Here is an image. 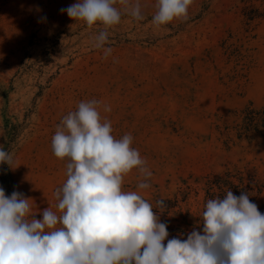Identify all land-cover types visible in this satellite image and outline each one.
Returning <instances> with one entry per match:
<instances>
[{
    "label": "rangeland",
    "instance_id": "rangeland-1",
    "mask_svg": "<svg viewBox=\"0 0 264 264\" xmlns=\"http://www.w3.org/2000/svg\"><path fill=\"white\" fill-rule=\"evenodd\" d=\"M248 1L193 0L186 20L155 29L156 0H139L144 20L123 14L105 58L94 47L97 26L60 11L77 0H0V145L19 165L14 189L34 201L36 219L57 210L54 193L66 181V162L51 148L57 125L93 99L153 173L151 188H136L135 169L123 188L153 206L166 200L167 239L197 226L209 180L226 171L254 174L249 193L264 205V138L238 135L246 107H264V21L245 24Z\"/></svg>",
    "mask_w": 264,
    "mask_h": 264
},
{
    "label": "clouds",
    "instance_id": "clouds-1",
    "mask_svg": "<svg viewBox=\"0 0 264 264\" xmlns=\"http://www.w3.org/2000/svg\"><path fill=\"white\" fill-rule=\"evenodd\" d=\"M192 3L156 0L153 27L186 20ZM60 11L88 29L97 26L94 47L103 49L105 58L111 54L105 48L109 30L122 15L145 18L139 0H77ZM112 131L95 99L62 118L51 148L66 162V181L54 193L57 210L43 209L42 219H36L31 198L15 189L6 195L0 187V264H264V213L246 191L237 196L228 189L208 199L196 227L167 239L168 225L159 218L166 200L156 199L153 206L138 191L123 188L133 169L138 190L152 187L153 173L132 147V135L116 138ZM0 164L10 170L19 166L2 145Z\"/></svg>",
    "mask_w": 264,
    "mask_h": 264
},
{
    "label": "trees",
    "instance_id": "trees-1",
    "mask_svg": "<svg viewBox=\"0 0 264 264\" xmlns=\"http://www.w3.org/2000/svg\"><path fill=\"white\" fill-rule=\"evenodd\" d=\"M242 16L248 27L257 20L264 21V0H260L259 6L252 3L251 0L248 3L245 2L242 6ZM251 133H258L264 138V107L256 108L249 105L243 111V121L238 130V135L241 137L244 134ZM246 179H248V182L244 185ZM255 180L254 174L243 171H226L224 175L213 176L208 184L209 198H214L217 195L222 197L228 189H231L234 195L237 196L240 195L241 191L249 193V190L253 189L252 183ZM0 187H3L6 195H10L14 190L11 172L6 164H0ZM249 199L253 202L255 200L250 193ZM258 209L261 213H264V205L259 206Z\"/></svg>",
    "mask_w": 264,
    "mask_h": 264
}]
</instances>
